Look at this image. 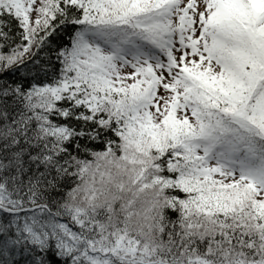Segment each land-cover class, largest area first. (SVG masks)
Masks as SVG:
<instances>
[{"label":"snow or ice","instance_id":"snow-or-ice-1","mask_svg":"<svg viewBox=\"0 0 264 264\" xmlns=\"http://www.w3.org/2000/svg\"><path fill=\"white\" fill-rule=\"evenodd\" d=\"M0 264H264V0H0Z\"/></svg>","mask_w":264,"mask_h":264}]
</instances>
